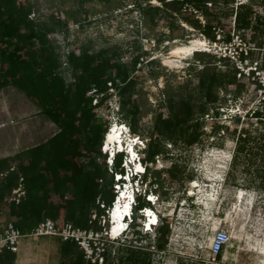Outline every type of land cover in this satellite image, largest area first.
Segmentation results:
<instances>
[{
  "label": "trees",
  "instance_id": "1",
  "mask_svg": "<svg viewBox=\"0 0 264 264\" xmlns=\"http://www.w3.org/2000/svg\"><path fill=\"white\" fill-rule=\"evenodd\" d=\"M156 1L161 6L151 3L143 6L141 0L133 3L143 13L147 23H157L161 12H169L174 6L177 14L185 16L186 23L200 30L208 39L216 40V31L220 29L226 42L232 40L230 35L224 34L220 22L209 19L210 12L206 10L208 1ZM83 2L85 0H81ZM186 5L192 10H185ZM32 14L34 6L29 0H0V90L14 87L37 107L40 115L58 128V132L42 144L0 159V200L9 203L10 215L15 219L13 224L24 235L30 234L46 219H62L77 227L88 228L97 197L102 196L108 205L112 204L115 197L112 177L101 152L110 125L109 112L104 115L101 113L111 109L112 95L107 93L108 84L112 83L118 92L121 121L130 127L133 134L142 135L139 121L144 114V107L140 102L142 90L138 89V66H141L146 54H136L130 65H127L110 49L98 52H92L90 48L72 51L67 55V64L71 69V80L68 82L61 74L63 63L52 40L55 33L68 30V23L60 20L58 13L47 21L36 15L31 18ZM173 15L174 12H170V17ZM199 17H203V24ZM235 21L239 30L246 31L254 28V23H261V17L252 4L242 3L238 5ZM168 27L173 30L174 23ZM256 27L260 28V24ZM196 55V60L203 68L200 71L191 68L190 72L197 71L198 84L190 89L189 81L182 82L178 95L170 93L169 89L162 91L159 109L155 111L153 125L147 134L150 141L143 159L147 164L145 180L150 178L152 187L158 185L154 191L159 195L169 194V190H164L166 182L162 178L163 174L173 185L182 180L186 167L176 158H172L165 170L153 171L150 164L167 153L168 142L190 149L202 143L206 135L204 116L209 115V111L214 112L213 116H209L213 121L220 116L219 109L222 106L219 104L218 89L221 87L224 95L232 93V97L237 98L245 87L238 82L237 71L228 60L202 52ZM217 62L224 63L222 65L226 70H218ZM148 64L153 67L158 62L151 60ZM93 89L106 93L98 106H93V97L89 96ZM223 101H226V96ZM197 113L201 116L196 117ZM254 117L264 124V113H257ZM235 121L238 126L241 118ZM250 122V119L246 120L247 124ZM213 126L212 134L219 135L222 130L229 134L231 132V128L217 125V122ZM252 139L248 130L240 132L229 174H233L239 157L258 159V155L249 150ZM122 157L120 154L116 158V171H123ZM101 178L104 179L102 186L99 184ZM19 185H23L25 195L18 203L9 201L13 190ZM148 205L150 203L139 198L133 229L138 225L137 211ZM141 233L142 230L135 231L133 238L136 239L125 245L117 258V264H152L151 244L146 250L136 247ZM156 236L154 250L164 251L171 236L169 220L161 218ZM74 247L82 254L75 244ZM72 249L73 246L64 244L62 251L71 253ZM81 254L73 264H89Z\"/></svg>",
  "mask_w": 264,
  "mask_h": 264
},
{
  "label": "rangeland",
  "instance_id": "2",
  "mask_svg": "<svg viewBox=\"0 0 264 264\" xmlns=\"http://www.w3.org/2000/svg\"><path fill=\"white\" fill-rule=\"evenodd\" d=\"M29 1L33 4L34 14L38 18L47 21L58 12L60 20L68 23V30L52 36L63 63L61 74L68 82L71 80V69L65 64L67 55L72 51L90 48L92 52H98L110 49L127 65H130L136 54H146L141 66H138V89L142 90L140 102L144 107L139 126L142 130L140 136L143 138H147L151 130L162 91L169 89L170 93L178 95L181 92L180 84L186 81H189L190 89H193L198 84L197 71L203 68L196 60V53L216 56L202 49L185 56L176 66L165 64L173 48L186 45L193 39L205 42L211 40L201 34L200 30L186 23L185 16L177 14L174 6L169 12L162 11L157 17V23L151 25L145 21L140 9L134 7L135 0H85L83 3L81 0ZM206 1V10L210 12L209 19L220 22L225 35H230L235 40L240 36L248 47L258 49L261 46V50L253 51V59L264 60V25L261 26L264 24V2ZM141 2L143 6L148 3L161 6L156 0ZM242 3L252 4L261 17V23H254V28L246 31L239 30L235 21L238 5ZM170 12L175 15L170 17ZM171 23H174L173 30L168 27ZM259 24L260 28L257 29ZM216 58L219 59L218 56ZM151 60H156L158 64L151 67L148 64ZM220 64L217 62L218 70H226L222 65L224 63ZM191 68H196L197 71L190 72ZM237 80L245 86L237 98H233L232 93L224 95L221 87L218 89L219 104L222 106L219 109L220 116L214 121L209 118L213 116V111L204 116L206 135L202 143L190 149L168 142L167 153L157 157L155 162L150 164L153 171L165 170L171 164L172 158H176L186 167L182 180L173 185L165 174L162 176L166 182L164 190H169V194L164 196L157 193L160 198L155 210L161 218L169 220L171 236L164 251L150 249L152 264H264V124L249 117L241 120L236 126V116L231 113L235 111L232 110L238 111V107H246L256 93L254 84L247 79L237 75ZM225 96L226 101H223ZM116 100L119 103V98ZM105 112L110 114L109 124H112L115 118H120L117 111L110 109L101 113L107 114ZM197 116L201 115L197 113ZM247 119L251 120L249 124L246 123ZM216 122L217 125L231 128L230 134L223 130L219 135L212 134ZM119 123L125 124L123 121ZM3 124L5 126L1 127ZM9 127L14 128L10 135L14 140L21 138V147L42 142L58 130L51 121L39 114L33 103L13 88L0 92V136L8 132ZM243 130H248L253 137L249 150H253L258 159L239 157L231 175L229 171L232 168L237 137ZM147 181L150 183V178ZM196 183L198 187H195ZM157 187L158 185H155V188ZM241 194L242 202L239 199ZM137 218V228L130 231L129 239L124 244L128 245L130 240L136 239L132 237L135 231L142 230L136 247L146 250L149 243L150 246L155 245L157 228H153L150 233L145 232V218L140 214ZM218 230L229 232L231 240L221 258L213 259L210 256V246ZM125 245L115 246V259H110L109 264L118 260Z\"/></svg>",
  "mask_w": 264,
  "mask_h": 264
},
{
  "label": "built area",
  "instance_id": "3",
  "mask_svg": "<svg viewBox=\"0 0 264 264\" xmlns=\"http://www.w3.org/2000/svg\"><path fill=\"white\" fill-rule=\"evenodd\" d=\"M184 8L185 10L187 8L192 10L188 5ZM34 16L35 14H32L31 18ZM199 18L204 23L203 19ZM255 50L261 49L248 47L240 36H237L236 40L232 38L230 42H226L223 31L220 29L216 31V40H209L203 48L204 52L212 53L221 60H228L236 69L239 78L243 77L254 84L256 93L247 106H241V109L238 107V111L232 110L235 113L231 112L235 114V118H241V120L247 116L255 118V114L264 113V60L253 59V51ZM65 65L68 66L67 63ZM108 86L107 93L112 95L111 110L120 114L119 103L116 100L118 92L112 83H109ZM105 95L106 93H100L97 89L89 92V96L93 97V106H98ZM120 121V118H115L107 131V133H110L113 129H117L118 139L111 144H107L104 140L101 147L108 173L112 177V190L115 195L112 204L108 205L102 196H98L96 207L91 212L88 228L77 227L70 222L62 223L57 220L46 219L29 234L31 237H58L63 242L74 243L82 252L86 262L90 264H108L110 259L111 261L115 259V246L125 245L124 243L129 239L130 231L133 230L132 225L139 198L150 203V205L137 211L146 220L143 223L145 232L150 233L153 228L158 227L161 216L155 210V206L160 197L154 191L155 186L153 189L150 183L145 180L147 164L143 161L150 139L133 134L130 127L119 123ZM4 126L5 124L1 127ZM120 154L123 155L121 164L123 171L121 172L115 170L116 158ZM103 180V178L99 180L100 186H102ZM24 195L23 185H19L12 192V200L18 203ZM126 204L129 205V211L122 217L121 229L116 231L117 222L114 219V211L118 205L125 206ZM99 211L102 213L100 214ZM151 216H156V221L153 224L150 223ZM24 236L21 230L12 222L7 223L0 231V255L5 251L18 253ZM230 240L229 232L218 230L210 246V256L216 259L219 255H222ZM151 248L154 250V245ZM116 261L113 263L115 264Z\"/></svg>",
  "mask_w": 264,
  "mask_h": 264
},
{
  "label": "crops",
  "instance_id": "4",
  "mask_svg": "<svg viewBox=\"0 0 264 264\" xmlns=\"http://www.w3.org/2000/svg\"><path fill=\"white\" fill-rule=\"evenodd\" d=\"M9 88L15 89L14 87H6L0 90V92ZM13 129L10 128L8 132H5L0 136V159L14 156L20 152L42 144L58 132L57 130L55 134L42 142L21 147V138L14 140V138L10 136ZM9 201H12V198H10ZM57 221L62 223L65 222L62 219H58ZM9 222H15V219L10 215L9 203L0 200V231H2ZM64 244L73 246L71 253H65L62 251ZM79 254L81 253H79L76 247H74V243L63 242L58 237L46 236L33 238L29 234H26L21 241L19 252L12 253L10 251H5L0 255V264H73Z\"/></svg>",
  "mask_w": 264,
  "mask_h": 264
},
{
  "label": "bare ground",
  "instance_id": "5",
  "mask_svg": "<svg viewBox=\"0 0 264 264\" xmlns=\"http://www.w3.org/2000/svg\"><path fill=\"white\" fill-rule=\"evenodd\" d=\"M206 45V42L199 39H193L186 45L177 46L172 49L170 53V57L165 60V64L168 66H176L178 62H182L185 59V56L191 55L194 52L202 50ZM178 58L179 60H176ZM118 131L117 129H113L110 133H106V143L111 144L114 143L118 139ZM215 180V179H214ZM195 187H198V183L195 184ZM239 199L242 202L243 194L239 196ZM129 211V205L125 206H117L114 211V219L117 222L115 230L118 231L121 229V220L122 217ZM156 221V216L150 217V223L153 224ZM264 252H262L263 254Z\"/></svg>",
  "mask_w": 264,
  "mask_h": 264
}]
</instances>
